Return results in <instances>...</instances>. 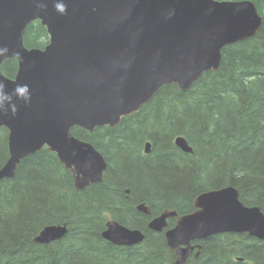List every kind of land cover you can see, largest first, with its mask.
<instances>
[{"label": "water", "instance_id": "water-1", "mask_svg": "<svg viewBox=\"0 0 264 264\" xmlns=\"http://www.w3.org/2000/svg\"><path fill=\"white\" fill-rule=\"evenodd\" d=\"M67 14H59L55 0H0V46L9 52L0 58V80L11 91L28 84L32 103L19 112L0 117L8 135V159L0 168V184L16 177L22 162L43 149L55 153L73 176L75 189L84 191L104 182L108 163L89 142L73 134L76 127L93 133L117 127L123 118L138 113L168 85L188 91L209 72H219L223 49L256 37L264 18L250 0H64ZM43 3L44 8L38 7ZM39 21L49 43L44 49L24 44L27 27ZM19 69L11 79L2 71L9 60ZM184 153L193 148L184 136L175 139ZM152 143L147 142L145 154ZM127 190V194H129ZM195 210L180 216L164 210L148 223L165 234L176 256L187 264L203 241L223 233L264 240V213L246 206L238 190L224 187L201 193ZM137 211L152 217L146 203ZM177 218L172 229L168 219ZM68 226L47 225L34 238L48 245L62 240ZM103 238L117 246H135L145 234L109 220ZM198 254V255H199Z\"/></svg>", "mask_w": 264, "mask_h": 264}, {"label": "trees", "instance_id": "trees-1", "mask_svg": "<svg viewBox=\"0 0 264 264\" xmlns=\"http://www.w3.org/2000/svg\"><path fill=\"white\" fill-rule=\"evenodd\" d=\"M250 1L264 18V0ZM48 43L39 21L27 27L26 48ZM18 69L14 59L2 66L11 79ZM73 134L106 158L104 182L77 191L70 171L47 148L25 159L16 177L0 184V264H174L164 234L148 229L150 217L136 205L146 203L154 215L189 213L198 195L229 186L264 213V25L256 37L225 47L220 71L204 74L190 90L164 86L117 127L93 133L76 127ZM8 135L1 127L0 168L8 159ZM178 136L193 154L175 145ZM110 219L144 231L145 240L129 247L110 243L102 236ZM59 224L69 228L62 240L34 242L45 226ZM203 245L191 264H264V240L246 233L214 235Z\"/></svg>", "mask_w": 264, "mask_h": 264}, {"label": "clouds", "instance_id": "clouds-1", "mask_svg": "<svg viewBox=\"0 0 264 264\" xmlns=\"http://www.w3.org/2000/svg\"><path fill=\"white\" fill-rule=\"evenodd\" d=\"M38 7L44 8L43 3L38 4ZM55 10L61 14H67V5L64 0H55ZM9 49L4 46H0V58L6 56ZM17 101H20L24 106H30L32 103V92L28 84L17 83L16 86L9 91L8 85L5 81L0 80V117L11 115L15 117L19 112V105Z\"/></svg>", "mask_w": 264, "mask_h": 264}, {"label": "flooded vegetation", "instance_id": "flooded-vegetation-1", "mask_svg": "<svg viewBox=\"0 0 264 264\" xmlns=\"http://www.w3.org/2000/svg\"><path fill=\"white\" fill-rule=\"evenodd\" d=\"M147 142H150V141H147ZM147 142L146 143H144V146H143V152H144V154H145V151H144V147H145V144H147ZM152 143V142H151ZM151 151H152V149H151ZM183 152V151H182ZM151 153V152H150ZM149 153V154H150ZM184 153V152H183ZM149 154H145V155H149ZM187 154V153H186ZM8 155H9V153H8ZM199 196V195H198ZM197 196V197H198ZM196 197V198H197ZM137 206V205H136ZM151 208V207H150ZM136 210H137V208H136ZM165 210H169V209H165ZM173 210H175V209H173ZM194 210H195V207H194ZM193 210V211H194ZM164 211V210H163ZM162 211V212H163ZM180 216H182V215H186V214H189V213H192V212H189V213H180V212H178L177 210H175ZM151 212H152V209H151ZM161 212V213H162ZM161 213H158V214H156V215H154L153 214V212H152V217H150V220L153 218V217H156V216H158L159 214H161ZM149 217V216H148ZM110 220H113V221H116V220H114V219H110ZM176 221H177V218H170V219H168V226H167V229H172L174 226H175V224H176ZM116 222H118V221H116ZM150 222V221H149ZM119 223V222H118ZM119 224H121V223H119ZM121 225H123V224H121ZM123 226H125V225H123ZM125 227H128V226H125ZM128 228H130V227H128ZM130 229H137V228H130ZM149 229V228H148ZM138 230H140V229H138ZM142 231V230H141ZM144 234H145V232L144 231H142ZM154 232V231H153ZM162 234H164V232H162ZM223 234H231V233H223ZM218 235V234H217ZM164 236H165V234H164ZM145 238H146V234H145ZM206 240V239H205ZM205 240H203V241H193V242H191V244H192V246H197V245H202V250H201V254H199V249L198 248H195L194 250H193V252H192V254H191V256L189 257V259H188V262H187V264H191L194 260H196V259H199L201 256H202V254H203V251H204V245H203V242L205 241ZM111 243V242H110ZM113 244V243H112ZM141 244V243H140ZM140 244H138V245H140ZM125 247H129V246H125ZM199 254V255H198ZM175 255V254H174ZM240 259H242V258H240ZM175 260H176V256H175ZM174 264H175V262H174Z\"/></svg>", "mask_w": 264, "mask_h": 264}, {"label": "bare ground", "instance_id": "bare-ground-1", "mask_svg": "<svg viewBox=\"0 0 264 264\" xmlns=\"http://www.w3.org/2000/svg\"><path fill=\"white\" fill-rule=\"evenodd\" d=\"M149 218V217H148Z\"/></svg>", "mask_w": 264, "mask_h": 264}]
</instances>
